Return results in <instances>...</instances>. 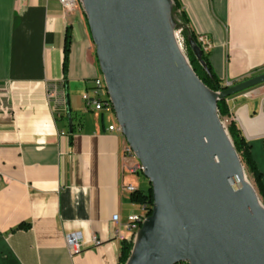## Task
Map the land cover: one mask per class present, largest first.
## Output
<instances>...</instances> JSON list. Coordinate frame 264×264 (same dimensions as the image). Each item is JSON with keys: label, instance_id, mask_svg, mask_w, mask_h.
Returning a JSON list of instances; mask_svg holds the SVG:
<instances>
[{"label": "crops", "instance_id": "crops-1", "mask_svg": "<svg viewBox=\"0 0 264 264\" xmlns=\"http://www.w3.org/2000/svg\"><path fill=\"white\" fill-rule=\"evenodd\" d=\"M179 1L224 86L264 74V0ZM101 74L82 7L66 14L59 0H0V264H119L133 239L129 217L142 207L126 187L148 191L150 182L130 172L126 139L109 132L116 116L86 109L82 97ZM227 103L264 185V84ZM73 234L82 237L75 255Z\"/></svg>", "mask_w": 264, "mask_h": 264}, {"label": "water", "instance_id": "water-1", "mask_svg": "<svg viewBox=\"0 0 264 264\" xmlns=\"http://www.w3.org/2000/svg\"><path fill=\"white\" fill-rule=\"evenodd\" d=\"M80 3L117 122L152 184L126 264H264V205L218 112L264 74L209 89L178 44L173 0Z\"/></svg>", "mask_w": 264, "mask_h": 264}, {"label": "trees", "instance_id": "trees-1", "mask_svg": "<svg viewBox=\"0 0 264 264\" xmlns=\"http://www.w3.org/2000/svg\"><path fill=\"white\" fill-rule=\"evenodd\" d=\"M174 5L171 8L172 17L178 16L179 21H174L175 28L181 30V36L186 44L188 50V57L190 64L195 71L196 75L200 78V80L212 91L214 92H222L227 88L222 83V80L215 73L213 66L208 58V56L203 52V61L204 64L201 63L197 57L195 56L190 43L196 42L199 46V42L195 33L189 27V24L184 16V11L182 10L181 3L179 0H173ZM73 42L72 32L70 28H67L64 40V60H63V71L64 74L67 73L69 56L71 51V46ZM252 89V88H251ZM250 90V89H249ZM245 92V91H244ZM242 93V92H241ZM234 96V95H233ZM232 97V96H231ZM230 98V97H229ZM226 99H222L218 102V112L221 119L227 117H231V112L229 105ZM228 132L233 140L235 149L239 154L243 164L246 166L250 174H252L256 187L258 189V193L262 198V202L264 203V185L262 182L263 174L259 172L256 162L252 155V148L242 135V132L237 128L234 122H230L228 126ZM130 201L132 203L141 205V207L145 206L149 211V215L152 213V208L154 206L153 201V191L152 184L148 191H142L137 189L133 193L130 194ZM28 225H21L20 228L25 229L28 228ZM134 246V238L131 240H124L122 243L121 256L119 259V264H126ZM180 264H189V263H180Z\"/></svg>", "mask_w": 264, "mask_h": 264}, {"label": "built area", "instance_id": "built-area-1", "mask_svg": "<svg viewBox=\"0 0 264 264\" xmlns=\"http://www.w3.org/2000/svg\"><path fill=\"white\" fill-rule=\"evenodd\" d=\"M59 2L63 6L66 14L73 13L78 8L82 7L81 5H76V0H59ZM197 39L203 52L204 53L209 52V50L211 49V44L207 40V38L205 36H199ZM82 98L87 110H92L94 112L113 113L116 116L112 100L109 96L107 83L102 74L101 76L94 79L93 87L89 92H86ZM108 130L109 132H119L121 135H123L122 129L118 124L117 119H116V123L114 125H111L108 128ZM126 153L127 156L131 158V155H129V151L127 149H126ZM134 160L136 161V164L130 168V172L134 175H140V169H144V168L138 159H134ZM126 190L131 194L134 191H136L137 188L130 185L126 187ZM148 216H149V211L145 206H143L142 213L140 215H134L129 217L127 230L132 233L134 240L136 239L137 232L140 230L143 222L148 218ZM113 222L116 225L119 224V215H115L113 217ZM116 233L119 236H122L119 230H117ZM67 246L72 255L80 253L82 250L81 235L73 234L68 236Z\"/></svg>", "mask_w": 264, "mask_h": 264}, {"label": "rangeland", "instance_id": "rangeland-1", "mask_svg": "<svg viewBox=\"0 0 264 264\" xmlns=\"http://www.w3.org/2000/svg\"><path fill=\"white\" fill-rule=\"evenodd\" d=\"M173 20H174V21L177 20V22H178L180 19H179L178 16H175V17H173ZM179 22H180V21H179ZM175 35H176V38H177L178 44H179V46H180L182 52H183L184 55L189 59V57H188V50H187L186 44L184 43V40H183V38H182V36H181V31H180L179 29H176V28H175ZM222 122H223V124L225 125L226 129L228 130V126H229V120H228V118H227V117L223 118V119H222ZM244 167H245L246 176H247L248 181H249V182L251 183V185L254 187V189L256 190V192H257V194H258V196H259V198H260V201L262 202V198H261V196H260L259 193H258V189H257V187H256V184H255V181H254V178H253L252 174H250V172L248 171V169L246 168L245 165H244ZM137 177H141V179H142V180H146V182L149 181V180H148L143 174H141V175H137ZM262 204L264 205L263 202H262Z\"/></svg>", "mask_w": 264, "mask_h": 264}, {"label": "bare ground", "instance_id": "bare-ground-1", "mask_svg": "<svg viewBox=\"0 0 264 264\" xmlns=\"http://www.w3.org/2000/svg\"><path fill=\"white\" fill-rule=\"evenodd\" d=\"M76 5H81L80 0H76ZM127 150L129 151V155H131L132 159H137L135 153L133 152V150L129 147V145L127 146ZM144 169H140V174H143Z\"/></svg>", "mask_w": 264, "mask_h": 264}]
</instances>
